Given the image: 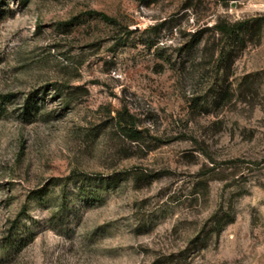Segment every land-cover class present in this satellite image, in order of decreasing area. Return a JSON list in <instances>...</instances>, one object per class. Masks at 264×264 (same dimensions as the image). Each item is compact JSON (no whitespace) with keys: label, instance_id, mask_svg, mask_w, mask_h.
Wrapping results in <instances>:
<instances>
[{"label":"rangeland","instance_id":"rangeland-1","mask_svg":"<svg viewBox=\"0 0 264 264\" xmlns=\"http://www.w3.org/2000/svg\"><path fill=\"white\" fill-rule=\"evenodd\" d=\"M4 96L0 264H264V0H0Z\"/></svg>","mask_w":264,"mask_h":264},{"label":"trees","instance_id":"trees-1","mask_svg":"<svg viewBox=\"0 0 264 264\" xmlns=\"http://www.w3.org/2000/svg\"><path fill=\"white\" fill-rule=\"evenodd\" d=\"M90 13L100 16L105 21H109L111 23H117V19L107 15L104 12L91 11ZM242 25L243 22L241 21H237L234 23H230L227 21H219L216 22L213 27L220 34L232 35L238 32V30L241 28ZM5 104H6V97L4 96L2 97V99H0V111L4 108V106L2 105ZM34 109H35V105H32V103L28 101L26 103V106L24 107L25 115H29V114L31 115ZM132 118H133L132 115H129V117L127 118L123 114H120L118 117L117 124L124 134H126L128 137H130L133 140H138L140 138V131L135 129Z\"/></svg>","mask_w":264,"mask_h":264}]
</instances>
